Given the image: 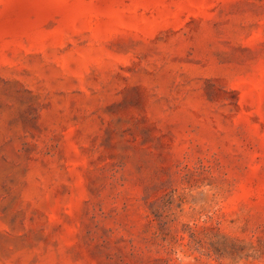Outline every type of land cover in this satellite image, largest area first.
I'll use <instances>...</instances> for the list:
<instances>
[{
	"label": "rangeland",
	"instance_id": "1",
	"mask_svg": "<svg viewBox=\"0 0 264 264\" xmlns=\"http://www.w3.org/2000/svg\"><path fill=\"white\" fill-rule=\"evenodd\" d=\"M0 264H264V0H0Z\"/></svg>",
	"mask_w": 264,
	"mask_h": 264
}]
</instances>
